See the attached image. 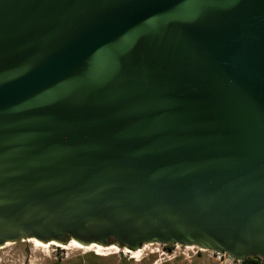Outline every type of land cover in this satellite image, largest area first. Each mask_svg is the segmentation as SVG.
<instances>
[{"label":"water","instance_id":"obj_1","mask_svg":"<svg viewBox=\"0 0 264 264\" xmlns=\"http://www.w3.org/2000/svg\"><path fill=\"white\" fill-rule=\"evenodd\" d=\"M31 239L264 260V0H0V248Z\"/></svg>","mask_w":264,"mask_h":264},{"label":"rangeland","instance_id":"obj_2","mask_svg":"<svg viewBox=\"0 0 264 264\" xmlns=\"http://www.w3.org/2000/svg\"><path fill=\"white\" fill-rule=\"evenodd\" d=\"M158 245H149L143 248V254L138 258L130 257V253L115 250L103 251L106 255L97 253L96 248L76 249L71 246H42L31 241L17 240L8 243L0 248V264H197L203 261L208 264H221L216 257L211 256V252H204L195 255L197 248H178L180 253L174 259H168L159 253L148 254L151 249ZM192 247V246H191ZM182 251L185 254H182ZM148 254V255H147ZM197 259V261H196ZM193 261V262H192ZM202 262V263H203Z\"/></svg>","mask_w":264,"mask_h":264},{"label":"built area","instance_id":"obj_3","mask_svg":"<svg viewBox=\"0 0 264 264\" xmlns=\"http://www.w3.org/2000/svg\"><path fill=\"white\" fill-rule=\"evenodd\" d=\"M154 244H156L158 246L155 249H151L148 254L159 253L161 256H166L168 259H174V258H176L178 256V254H180V253L177 252L178 248L184 247V248H191L192 250L194 248H197V250L194 251L195 255L199 254L200 252L201 253L211 252L210 255L216 257L217 260L221 264H242V261L236 260V259L230 257L229 255L225 254V253H218V252H215V251H211V250H207V249H204V248H200L198 246L189 247V246H182V245H179V244L165 245V244H160V243H151V245H154ZM145 247L146 246H144L143 248H145ZM178 250L180 251V249H178ZM142 254H143V251H142ZM182 254H185V252L182 251ZM130 257H132V255H130Z\"/></svg>","mask_w":264,"mask_h":264},{"label":"bare ground","instance_id":"obj_4","mask_svg":"<svg viewBox=\"0 0 264 264\" xmlns=\"http://www.w3.org/2000/svg\"><path fill=\"white\" fill-rule=\"evenodd\" d=\"M29 241H31V242H33V243H35V244H37V245H42V246H51V245H54V246H58L57 244H44V243H41L40 241H37V240H33V239H31V240H29ZM8 244V243H7ZM6 244V245H7ZM151 243H148V244H145L144 246H148V245H150ZM5 245V246H6ZM69 246H71V247H73V248H76V249H80V248H87V249H92V248H96L97 249V253L98 254H100V255H106L107 253H104L103 251H108V250H115L114 252H119V251H121V248L120 247H118L117 245H109V246H102V245H91V246H89V247H85V246H83V245H80L79 243H77V242H75V241H73V242H71L70 244H68V245H62V246H59V247H69ZM189 247H191V246H189ZM125 250H123V252H127V253H130V254H132V258H138L140 255H141V253H142V251H143V248L141 247V248H139V249H137V250H130V249H128V248H124ZM138 256V257H137Z\"/></svg>","mask_w":264,"mask_h":264},{"label":"trees","instance_id":"obj_5","mask_svg":"<svg viewBox=\"0 0 264 264\" xmlns=\"http://www.w3.org/2000/svg\"><path fill=\"white\" fill-rule=\"evenodd\" d=\"M242 264H264V260L260 257H248Z\"/></svg>","mask_w":264,"mask_h":264},{"label":"crops","instance_id":"obj_6","mask_svg":"<svg viewBox=\"0 0 264 264\" xmlns=\"http://www.w3.org/2000/svg\"><path fill=\"white\" fill-rule=\"evenodd\" d=\"M196 261H197V259H196ZM193 262V261H192ZM203 261H199V263H197V264H208V263H205V262H203Z\"/></svg>","mask_w":264,"mask_h":264}]
</instances>
